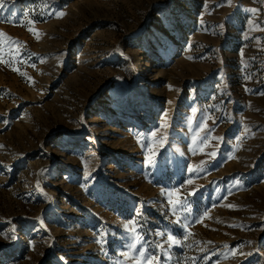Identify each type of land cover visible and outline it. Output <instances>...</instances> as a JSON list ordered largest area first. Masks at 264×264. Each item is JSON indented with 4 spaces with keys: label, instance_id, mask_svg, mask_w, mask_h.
I'll use <instances>...</instances> for the list:
<instances>
[{
    "label": "rangeland",
    "instance_id": "1",
    "mask_svg": "<svg viewBox=\"0 0 264 264\" xmlns=\"http://www.w3.org/2000/svg\"><path fill=\"white\" fill-rule=\"evenodd\" d=\"M0 33V264H133L125 225L264 264V0H3Z\"/></svg>",
    "mask_w": 264,
    "mask_h": 264
},
{
    "label": "snow or ice",
    "instance_id": "2",
    "mask_svg": "<svg viewBox=\"0 0 264 264\" xmlns=\"http://www.w3.org/2000/svg\"><path fill=\"white\" fill-rule=\"evenodd\" d=\"M228 3H231V0H228ZM3 6V0H0V7ZM255 11V10H252ZM62 15V14H61ZM29 31H33L32 28H29ZM34 35H37V38H39V34L33 32ZM0 36H3L2 33H0ZM12 43H16V42H12ZM3 62V61H0ZM191 183V181H190ZM166 195H171L166 193ZM171 202V201H170ZM176 206L177 207H181L183 206V201L182 200H178L176 201ZM177 223H179V221H177ZM135 224V221H133V225ZM126 230H128L130 232V234L133 237L134 242L128 245L129 251L134 253L135 255L132 256H128L127 253H122V255H125L127 259L132 260L133 264H152L153 260H156V264H159L158 258L154 257L153 255H151L146 248H137V245H139L141 243V237H139L136 234V230L134 227L129 228L128 225H125ZM14 231V230H13ZM5 237L7 238V234H4ZM158 235H163V233H158ZM12 239H15V236L13 235L11 237ZM168 241L172 242V243H178V241H175L174 238L169 235L168 236ZM158 248H162L163 245L157 244L156 245ZM171 246V245H170Z\"/></svg>",
    "mask_w": 264,
    "mask_h": 264
},
{
    "label": "bare ground",
    "instance_id": "3",
    "mask_svg": "<svg viewBox=\"0 0 264 264\" xmlns=\"http://www.w3.org/2000/svg\"><path fill=\"white\" fill-rule=\"evenodd\" d=\"M87 123H88V121L85 122V121L83 120V125H84V126H87ZM117 132H118V131H117ZM45 149H46V148H45ZM109 168H112V167L110 166Z\"/></svg>",
    "mask_w": 264,
    "mask_h": 264
}]
</instances>
